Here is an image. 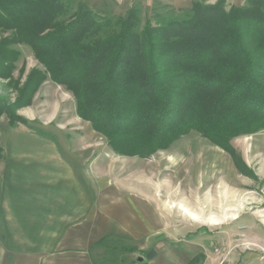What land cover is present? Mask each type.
Here are the masks:
<instances>
[{
  "label": "trees",
  "instance_id": "16d2710c",
  "mask_svg": "<svg viewBox=\"0 0 264 264\" xmlns=\"http://www.w3.org/2000/svg\"><path fill=\"white\" fill-rule=\"evenodd\" d=\"M69 11L65 0H0V29L13 32L0 44V77L20 55L15 43L46 69L33 71L14 108L52 80L116 153L144 158L192 131L234 153L233 138L264 130V0L196 3L184 19L156 14L143 28L138 6L113 20L82 3L65 24ZM4 113L27 123L0 99Z\"/></svg>",
  "mask_w": 264,
  "mask_h": 264
},
{
  "label": "rangeland",
  "instance_id": "374dc122",
  "mask_svg": "<svg viewBox=\"0 0 264 264\" xmlns=\"http://www.w3.org/2000/svg\"><path fill=\"white\" fill-rule=\"evenodd\" d=\"M65 1L70 5L69 15L63 17L65 24L76 20L71 15L83 3L98 15L113 20L125 17L131 7L138 6L139 28H143L156 14L184 19L193 12L196 3L215 6L221 0ZM247 4L248 0H225L226 9ZM12 33L0 29V44ZM10 48L20 55L14 63L4 64L7 69L0 77V99L27 123L11 125L4 113L0 117L1 135L6 125H20L49 139L59 135L62 140H74L81 148L88 142L96 144L94 170L98 178L107 172L114 173L117 184L123 182L134 189H144L155 197L174 242L188 245L205 242L208 254L215 255L217 263L223 259L225 264H264V130L233 138L234 153L192 131L148 158L120 155L90 121L78 115L74 94L52 80L38 87L31 104L14 108L33 71L46 69L29 45L15 43ZM107 240L110 263L126 261L125 241Z\"/></svg>",
  "mask_w": 264,
  "mask_h": 264
},
{
  "label": "crops",
  "instance_id": "0c3cea01",
  "mask_svg": "<svg viewBox=\"0 0 264 264\" xmlns=\"http://www.w3.org/2000/svg\"><path fill=\"white\" fill-rule=\"evenodd\" d=\"M0 146V264H111L105 238L125 241L122 264L217 263L205 242H174L150 193L98 178L96 144L6 125Z\"/></svg>",
  "mask_w": 264,
  "mask_h": 264
},
{
  "label": "built area",
  "instance_id": "2783aa9c",
  "mask_svg": "<svg viewBox=\"0 0 264 264\" xmlns=\"http://www.w3.org/2000/svg\"><path fill=\"white\" fill-rule=\"evenodd\" d=\"M216 252L219 253L220 250L219 249H216ZM217 264H225V261L222 259Z\"/></svg>",
  "mask_w": 264,
  "mask_h": 264
}]
</instances>
